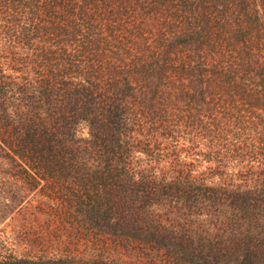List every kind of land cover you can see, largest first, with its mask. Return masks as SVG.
Returning <instances> with one entry per match:
<instances>
[{
  "label": "trees",
  "instance_id": "16d2710c",
  "mask_svg": "<svg viewBox=\"0 0 264 264\" xmlns=\"http://www.w3.org/2000/svg\"><path fill=\"white\" fill-rule=\"evenodd\" d=\"M0 264H264V0H0Z\"/></svg>",
  "mask_w": 264,
  "mask_h": 264
}]
</instances>
